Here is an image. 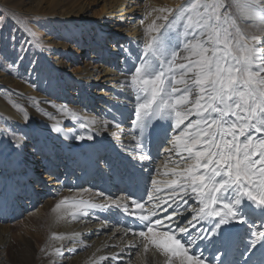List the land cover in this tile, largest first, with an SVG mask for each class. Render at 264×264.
Listing matches in <instances>:
<instances>
[{
  "label": "bare ground",
  "instance_id": "obj_1",
  "mask_svg": "<svg viewBox=\"0 0 264 264\" xmlns=\"http://www.w3.org/2000/svg\"><path fill=\"white\" fill-rule=\"evenodd\" d=\"M93 1L46 0L42 6L30 7L43 16L15 13L14 23L25 33L17 36V47L14 40L13 48L0 49V264L8 262L3 254L8 251L12 227L7 223L29 213L21 220L19 247L13 252L19 264H179V256L163 250L150 247L144 252L146 241L139 236L143 228L126 226L146 227L152 220L151 226L163 231L160 227H167L172 212V208L164 212V207L180 203L179 213H172L177 224L186 223L199 207L191 193L186 197L188 203H183L184 192L178 191L179 183L174 182L178 180L175 171L184 170V165L180 155L168 151L173 133H178L173 116L147 117L144 124L151 122L148 133L133 126L138 101L131 77L141 62L149 59L145 46L157 35L150 34L148 27L153 21L166 24L162 17L171 21L184 9L175 27L162 29L158 42L161 56L151 57L155 71L148 74L159 70L161 59H169L178 50L185 54L181 41L191 38L184 37L183 30L192 3L225 4L220 11L222 19L227 14L226 26H232L233 34L239 30L248 38L250 46L259 50L257 60L264 63V17L249 15L246 5L252 0H187L180 8L174 0H143L138 8H134V0H112L108 11L90 17ZM113 19L116 24L111 26ZM129 19L133 26L127 23ZM101 20H105L103 27ZM39 24L43 30H26L27 25ZM47 28L48 40H36ZM252 36L258 42H252ZM59 37L62 43H57ZM54 54L62 55L63 62ZM72 58L77 62L76 72L69 70ZM143 98L141 93L139 102ZM89 135L93 138L88 139ZM25 136L22 148L16 149L13 144L21 143ZM81 136L84 139H79ZM33 148L43 151L34 152ZM113 198L120 208L111 203ZM131 199L142 203L135 208ZM219 199L234 205L245 232L264 227L259 221L264 207L246 197H239L240 203L235 204L234 189ZM81 201L105 207H82L86 215H81L72 207ZM125 205L142 214L145 221L125 213ZM150 213L164 219L155 220ZM200 223L212 229L215 220ZM221 228L216 235L206 233L208 239L191 245L189 254L199 256L205 264H217V257L219 264H233L225 256L237 235L222 234ZM198 229L199 224L193 230ZM176 235L188 245L186 234Z\"/></svg>",
  "mask_w": 264,
  "mask_h": 264
},
{
  "label": "snow or ice",
  "instance_id": "obj_2",
  "mask_svg": "<svg viewBox=\"0 0 264 264\" xmlns=\"http://www.w3.org/2000/svg\"><path fill=\"white\" fill-rule=\"evenodd\" d=\"M222 7L220 3H192L191 14L187 16L183 30V36L191 38L181 41L185 54L181 55L178 50L169 59H161L159 70L148 74L151 57L161 56L158 42L162 29L175 27L183 18L184 9L171 21L167 16L162 17L166 24L156 25L153 21L148 32L157 35L151 36L146 43L145 55L150 53L149 59L142 61L131 77L138 101L133 126L142 129L149 116H173L178 133H173L172 146L168 151L180 155V163L184 165L182 171L173 170L178 177L174 182L179 183L178 191L184 192L180 198L183 203H188L186 197L191 193L199 205L184 224H177L172 216V213H179L180 203L164 207V212L168 208H172V212L168 213L171 219L167 227H160L166 233L163 239L146 236L143 234L145 231H139V236L146 241L144 252H148L150 247L155 251L163 250L165 254L179 256V264H205L199 256L189 254V247L199 240L208 239L206 233L216 235L223 225L244 222L237 216L233 204L220 201L222 193L234 189L237 193L235 204L240 203L239 197H246L257 206L264 207V136H254V133H264V76H260L264 72V63H256L259 50L250 46L248 38L239 30L235 34L229 30L232 26H226V13L222 19ZM246 9L251 16L259 14L264 17V0H252ZM251 41L258 42V38L252 36ZM178 57L182 62L177 63ZM141 93L143 102H139ZM190 116L196 119L189 120ZM92 138L88 136V139ZM26 139L25 136L21 143L13 144L14 147L21 149ZM133 139H136L135 135ZM33 151L43 149L33 148ZM143 159H148V156L143 155ZM131 200L135 208L142 203ZM111 203L121 207L115 198ZM72 207L81 211L82 207L95 209L105 205L81 201ZM123 211L144 222L142 214L131 211L130 206L125 205ZM150 214L156 217L155 220L164 219ZM81 215H86V212L81 211ZM213 220L215 225L212 229L200 223H212ZM151 224L152 220L146 224L147 232ZM197 224L199 229L194 231ZM177 232L187 235V246L177 238ZM262 241L264 230L254 232L251 247Z\"/></svg>",
  "mask_w": 264,
  "mask_h": 264
},
{
  "label": "rangeland",
  "instance_id": "obj_3",
  "mask_svg": "<svg viewBox=\"0 0 264 264\" xmlns=\"http://www.w3.org/2000/svg\"><path fill=\"white\" fill-rule=\"evenodd\" d=\"M45 1L44 0H6L5 2H2V3L0 2V13L3 14V15H0V49H2V48H10V47L13 48L12 44H13L14 40H16L15 46L17 47V42H18L17 41V36L20 37L23 33H25L24 30L20 29V27L18 25L16 26V23H14L15 22L14 14L15 13H16V15L17 14L18 15L22 14L23 17L24 16H34V15L43 16L44 14H40V13L37 14V12L32 10L30 7L31 6L32 7H36L39 4H40V6H42V5L45 4ZM56 1H59V0H56ZM111 1L112 0H95V1H93V3H91L92 5L90 6V9H89L90 17H92L95 14H99L100 15V13H103V10H107L108 11L111 8ZM163 1L165 3H168L167 0H163ZM174 1H179L176 4L177 8H180L184 3L187 2V0H174ZM188 1H193V0H188ZM10 2H12V3L10 4ZM139 3H143V0H134V3H133L134 8H136V7L138 8V6H139L138 4ZM54 4H56V2H54ZM21 5H23L22 8H20ZM17 6H18V10H17ZM235 6L237 7L236 9H237L238 14H239V9H238L237 4H235ZM224 7H225V4L223 5V8ZM19 10H21L22 13H20ZM133 19H131V20L129 19L128 20L127 23L129 24V26H133V22H132ZM114 20L115 19H113V21ZM104 23H105V20H101V22H99L100 27H103ZM10 24H11L12 28L8 29V25H10ZM115 24L116 23L114 21L111 26H114ZM43 28H44V26L41 25V24H39V25H27V29L26 30H28V32H33V31H37L39 29L43 30ZM44 30H45V33L42 34V35H39L38 37H36V40H40V39L48 40V38H49V36L47 34L48 33L47 32L48 28L44 29ZM52 30H53V28H52ZM62 41H63L62 37H59L57 39V43H62ZM54 57L57 58V60L59 59L61 61V63L64 60L62 55L54 54ZM70 60L71 61L69 62V64H70L69 70H72L73 72L74 71L76 72V69L78 68L77 67V62L75 61L76 59L72 58ZM0 61H2V60L0 59ZM256 63L259 64L261 62H259L257 60ZM3 64H5V63H3ZM80 66H83V64H80ZM5 70H6V68H5ZM14 71H16V70H14ZM151 71H155L153 62L151 64L150 68H149V72H151ZM257 79H259V77H257ZM150 125H151V122H146L144 124V126H143L144 132H147V133L150 132ZM254 134L258 135V136H264L263 133H254ZM46 198H45V201L49 199V197H46ZM154 202L156 203V201H154ZM159 202H161V201H159ZM159 206H163V205L160 204ZM30 214L31 213L24 214L23 216H19L17 218L14 217V219L12 221H9V223H7L8 225H10L12 227V229H11V232H10V234H11L10 241H9L8 246H7L8 247V251H7L6 254H3L5 256V260L8 261V262H6V264H19L18 261L14 258L13 252H15L18 249V247H19V239H20V234L19 233H20V231L22 229V223H21L22 221L21 220L27 219L30 216ZM157 214H155V215H157ZM147 219H149V218H147ZM142 228H143L142 230L147 233V230H146L147 228L145 227V225H142ZM150 229L153 231V233H152V231H148V235L149 234L150 235L153 234V236L161 237V235L163 233L162 231H160L159 229H157V228H155V227H153L151 225L149 226V230ZM156 229L158 231H160V232H158ZM251 232H253V231H251ZM143 234H145V233H143Z\"/></svg>",
  "mask_w": 264,
  "mask_h": 264
}]
</instances>
